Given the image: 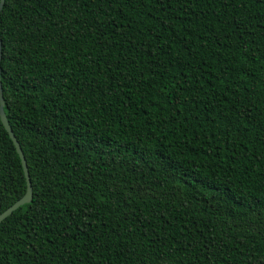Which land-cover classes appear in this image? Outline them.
Masks as SVG:
<instances>
[{
	"label": "trees",
	"instance_id": "1",
	"mask_svg": "<svg viewBox=\"0 0 264 264\" xmlns=\"http://www.w3.org/2000/svg\"><path fill=\"white\" fill-rule=\"evenodd\" d=\"M0 43V264H264V0H3Z\"/></svg>",
	"mask_w": 264,
	"mask_h": 264
},
{
	"label": "water",
	"instance_id": "2",
	"mask_svg": "<svg viewBox=\"0 0 264 264\" xmlns=\"http://www.w3.org/2000/svg\"><path fill=\"white\" fill-rule=\"evenodd\" d=\"M3 4V0H0V8ZM0 51H1V43H0ZM0 122L4 128V130L6 131V133L8 134V137L10 138L15 151L20 159V163H21V167H22V171H23V175H24V179H25V189L23 194L16 199L13 203H11L9 206H7L4 210H2L0 212V221L2 219H4L7 215H9L13 210H15L18 206L24 204V203H28L31 200V185H30V181H29V176H28V171L26 168V163L24 160V156L22 154V151L20 149V146L17 142V140L15 139L11 128L7 122V119L5 117V114L3 112V98H2V92H1V85H0Z\"/></svg>",
	"mask_w": 264,
	"mask_h": 264
},
{
	"label": "snow or ice",
	"instance_id": "3",
	"mask_svg": "<svg viewBox=\"0 0 264 264\" xmlns=\"http://www.w3.org/2000/svg\"><path fill=\"white\" fill-rule=\"evenodd\" d=\"M0 56H2V51H0Z\"/></svg>",
	"mask_w": 264,
	"mask_h": 264
}]
</instances>
